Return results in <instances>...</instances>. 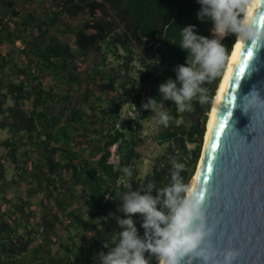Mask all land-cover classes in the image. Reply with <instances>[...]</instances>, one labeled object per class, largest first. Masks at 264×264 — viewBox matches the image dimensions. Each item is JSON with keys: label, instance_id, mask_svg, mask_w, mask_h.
<instances>
[{"label": "trees", "instance_id": "16d2710c", "mask_svg": "<svg viewBox=\"0 0 264 264\" xmlns=\"http://www.w3.org/2000/svg\"><path fill=\"white\" fill-rule=\"evenodd\" d=\"M51 1L57 8L40 16L0 0V129L9 133L0 141L7 149L0 154V264H97L96 254L107 251L103 240L118 232L109 213H116L124 192L169 184L173 161L183 165L188 184L236 42L235 35L223 40L226 63L221 75L204 85L208 101L194 98L191 110L180 112L161 100L158 85L174 78V67L185 62L180 28L195 24L200 34H210L211 22L197 18L196 0ZM82 13L88 17L78 25L63 18ZM93 52L101 55L99 61L85 66ZM110 54L125 61L122 69L110 66ZM135 61L141 63L136 75L130 72ZM48 76L56 85L45 86ZM62 84L69 87L57 91ZM148 97L171 117L158 135L169 145L152 170L130 186L126 176L141 157L143 121L154 117L139 109ZM128 103L135 116L118 126ZM116 143L120 163L113 165L110 147ZM7 162L15 166L10 179ZM24 182L28 200L15 202L5 187Z\"/></svg>", "mask_w": 264, "mask_h": 264}, {"label": "clouds", "instance_id": "9594fccd", "mask_svg": "<svg viewBox=\"0 0 264 264\" xmlns=\"http://www.w3.org/2000/svg\"><path fill=\"white\" fill-rule=\"evenodd\" d=\"M196 2L197 18L211 22V35L200 34L195 24L180 28L178 46L187 53L185 62L174 67V78L158 85L161 100L172 102L180 112L190 111L194 98L201 104L208 101L204 85L221 75L226 63L224 38L234 34L237 41L256 53L264 49V25L252 13L251 0ZM261 106L264 97L256 89L244 95L237 105L244 113ZM139 109L150 110L164 126L171 119L167 111H156L155 97L142 101ZM182 170L183 165L173 161L169 184H148L120 196L116 213H109L118 232L103 240L107 251L96 254L97 264H234L239 252L232 248L223 252L222 261L216 260L219 252L210 239L214 228L207 222L200 193L184 182Z\"/></svg>", "mask_w": 264, "mask_h": 264}, {"label": "water", "instance_id": "95a60500", "mask_svg": "<svg viewBox=\"0 0 264 264\" xmlns=\"http://www.w3.org/2000/svg\"><path fill=\"white\" fill-rule=\"evenodd\" d=\"M252 13L264 25V0ZM249 49L241 42L192 185L214 228L216 260L232 248L239 252L234 264H264V106L237 107L253 89L264 97V49H251V57Z\"/></svg>", "mask_w": 264, "mask_h": 264}, {"label": "rangeland", "instance_id": "374dc122", "mask_svg": "<svg viewBox=\"0 0 264 264\" xmlns=\"http://www.w3.org/2000/svg\"><path fill=\"white\" fill-rule=\"evenodd\" d=\"M9 1V0H7ZM14 3V6L19 8L21 10V12H30V11H34L35 13H37L38 15H42V16H47L51 13V10H55L57 8V4L55 2H52L51 0H12ZM2 9H6L7 10V6L2 5ZM88 14L87 13H82L80 15H78L77 17H70V16H66L63 15V18L65 19V21L69 22L70 24L73 25H78L79 23H81L82 21H84L85 19H87ZM54 30H56V28H54ZM121 54H126V51L124 49H120ZM101 55L97 52H93L91 55H89V57L85 60L84 64L85 66L91 67L93 66L95 63H97V61H99ZM109 59H110V66L116 68V70L118 69H122L123 67H121L123 65V59H120L116 57V55L114 54H110L109 55ZM141 69V63L139 61H135L132 64L131 67V74H137V71H139ZM45 86L46 87H50V86H54L55 84V79L52 76H48L45 79ZM56 85V84H55ZM69 86L68 85H64L62 84L61 86H56V90L59 92H65L67 90ZM128 95H131V89L130 87H128L127 90ZM10 102H12L10 100ZM131 105V103H128L127 105L124 106V108H129V106ZM164 105L161 104L159 106V108L156 110L157 112L161 111L163 109ZM161 124L158 123L155 114L154 117L150 120H146L143 121L142 124V128H141V136L143 138L142 143L140 144V146L138 147L139 152L141 153V157L136 161L135 163V167L131 168L128 175L126 176V182L128 185H132L139 177H145L153 168V166L158 163V158L160 156H162L166 150L167 147L169 145V143H161L160 141H158V135L161 132ZM9 136V133L4 130V129H0V141H3L5 139H7ZM205 140V138H204ZM91 146H93V144H91ZM196 145L195 144H190L189 147L190 148H194ZM203 149H204V144L202 147V153H203ZM7 149L4 146H0V154H4L6 153ZM38 154L36 152H34L32 154L33 159H37ZM202 157V155H201ZM201 157L198 161L196 170L194 172V175L196 174L199 164H200V160ZM7 166V176L8 178H12L14 173H15V166L14 164L7 162L6 163ZM194 175L192 176V178L194 177ZM191 178V180H192ZM191 180H189V183L191 182ZM6 188V193L9 197H12L15 199V202H19L20 198L22 197L25 200H28L27 197V186L26 183L24 182L21 186H16V185H9ZM45 196V195H42ZM40 196H35L33 198V202L36 203L38 202ZM43 198V197H42ZM38 200V201H37ZM77 206V204H76Z\"/></svg>", "mask_w": 264, "mask_h": 264}, {"label": "bare ground", "instance_id": "6f19581e", "mask_svg": "<svg viewBox=\"0 0 264 264\" xmlns=\"http://www.w3.org/2000/svg\"><path fill=\"white\" fill-rule=\"evenodd\" d=\"M255 3H256V0H251V5H252V9L251 10H252V12H253ZM240 44H241V42L236 40V42L234 44V47L232 49V52L230 54V57L228 59V62H227L223 77H222V79H221V81L219 83L216 95L214 97V101H213L211 110L209 112V118H208L206 134H205V140H204V149H205V146H206V143H207V140H208V137H209V134H210V131H211V128H212V125H213V122H214V119H215V116H216V113H217V110H218V107H219L223 92H224V89H225V86H226V83H227V80H228V77H229V74H230V71H231V68H232V65H233L234 59L236 57V54L238 52ZM204 149H203V152H204ZM202 155H203V153H202ZM195 176H196V174L194 175V177L191 180V183H190L191 187L193 185Z\"/></svg>", "mask_w": 264, "mask_h": 264}, {"label": "built area", "instance_id": "2783aa9c", "mask_svg": "<svg viewBox=\"0 0 264 264\" xmlns=\"http://www.w3.org/2000/svg\"><path fill=\"white\" fill-rule=\"evenodd\" d=\"M134 116H135V113L133 111V107L123 109L121 113V117L118 122V126L121 125V122H123L124 120L130 117H134ZM110 151H111V154H110L109 162L113 165H118L120 163V153L118 149V143L112 145L110 147Z\"/></svg>", "mask_w": 264, "mask_h": 264}, {"label": "snow or ice", "instance_id": "6c2138e0", "mask_svg": "<svg viewBox=\"0 0 264 264\" xmlns=\"http://www.w3.org/2000/svg\"><path fill=\"white\" fill-rule=\"evenodd\" d=\"M261 21H262V23H264V16L261 17ZM248 56H249V57L252 56V51H251V49H249V51H248ZM213 147H216V145H213ZM207 171H208V172H211V171H212V165H211V163H208V165H207ZM204 179H205V181H206V180H207V176H205ZM201 198H203V197H202V194H201Z\"/></svg>", "mask_w": 264, "mask_h": 264}]
</instances>
